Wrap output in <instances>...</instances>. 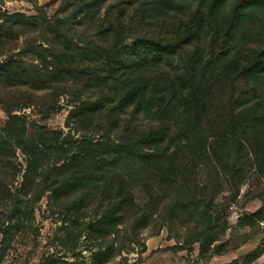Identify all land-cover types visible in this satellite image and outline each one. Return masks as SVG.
I'll return each mask as SVG.
<instances>
[{
  "label": "trees",
  "instance_id": "1",
  "mask_svg": "<svg viewBox=\"0 0 264 264\" xmlns=\"http://www.w3.org/2000/svg\"><path fill=\"white\" fill-rule=\"evenodd\" d=\"M27 1L0 0V264L42 200L66 253L41 264H132L165 226L205 259L239 248L216 244L217 198L247 186L238 225L264 220V0Z\"/></svg>",
  "mask_w": 264,
  "mask_h": 264
},
{
  "label": "rangeland",
  "instance_id": "2",
  "mask_svg": "<svg viewBox=\"0 0 264 264\" xmlns=\"http://www.w3.org/2000/svg\"><path fill=\"white\" fill-rule=\"evenodd\" d=\"M180 1L193 3L195 0ZM37 3L47 10H51L54 7V0H37ZM1 6L10 12L35 13L33 4L27 0H4ZM262 18L264 20V8ZM62 103L65 102L62 101ZM68 109L69 107L64 105L61 111L51 116L44 123L51 129H64V131H67L65 119ZM25 113H29V110H26ZM36 119L38 118L36 117ZM5 120L6 115L0 110V127L4 125ZM229 195V190H226L217 198L219 208L216 216L221 227L217 231L218 240L216 244L223 241L234 244L246 239L239 248L224 256L205 259L199 256L198 243L192 244L183 241L177 243L173 236L174 233H170L165 226L155 236L150 235L151 230L144 231L143 241L146 249L141 250V247H138L133 253L125 254L129 262L132 264H225L233 259H238L242 263L248 254L256 252L260 247L264 250V220L252 226L238 225V218L253 213L261 206V201L253 196L249 197L247 186L243 187L235 203H230ZM136 198L140 203L145 199L141 191H136ZM36 224L40 227V236L37 238L36 243H31L30 245L25 243L15 244L2 264H41L43 256L52 254L60 257L66 253V248L58 240L54 239L58 224L55 218L46 212V202L44 200L41 201L36 210ZM82 245L81 241L79 243L81 250L83 248ZM82 254L88 255L84 250ZM254 264H264V251Z\"/></svg>",
  "mask_w": 264,
  "mask_h": 264
}]
</instances>
